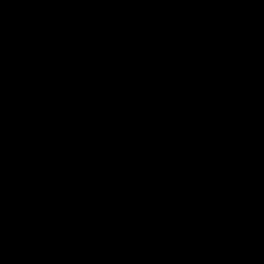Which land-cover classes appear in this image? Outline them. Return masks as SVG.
I'll return each mask as SVG.
<instances>
[{
	"label": "water",
	"instance_id": "water-1",
	"mask_svg": "<svg viewBox=\"0 0 264 264\" xmlns=\"http://www.w3.org/2000/svg\"><path fill=\"white\" fill-rule=\"evenodd\" d=\"M0 264H264V0H0Z\"/></svg>",
	"mask_w": 264,
	"mask_h": 264
}]
</instances>
